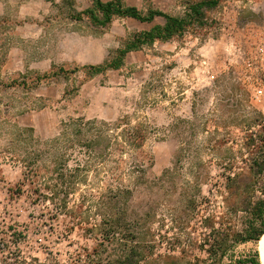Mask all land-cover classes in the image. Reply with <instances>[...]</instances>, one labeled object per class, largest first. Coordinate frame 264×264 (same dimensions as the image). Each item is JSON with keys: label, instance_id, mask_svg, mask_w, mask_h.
<instances>
[{"label": "rangeland", "instance_id": "rangeland-1", "mask_svg": "<svg viewBox=\"0 0 264 264\" xmlns=\"http://www.w3.org/2000/svg\"><path fill=\"white\" fill-rule=\"evenodd\" d=\"M122 1L145 14L184 16L188 2L198 0ZM34 2L22 22L13 15L10 54L6 47L0 55V264H83L78 252L93 241L45 198L61 172L77 183L69 207L86 200L85 225L100 221L98 200L121 181L133 190L131 207L152 209L146 227L164 243L181 233L190 211L183 194L207 180L200 190L211 204L191 222L193 236L201 234V218L222 207L214 182L254 176L249 165L264 151V93H257L264 91V0H221L202 25L144 43L127 52L122 66L103 71L96 67L166 20L115 16L102 24L100 12L96 19L87 13L93 0H58L52 9ZM90 121L108 125L121 141L133 131L143 134L141 152L128 146L122 158L104 162L73 146L80 124ZM137 161L145 171L133 185ZM28 163L38 170L45 196L39 202L30 185L17 188ZM260 241L237 250L260 251Z\"/></svg>", "mask_w": 264, "mask_h": 264}, {"label": "trees", "instance_id": "trees-1", "mask_svg": "<svg viewBox=\"0 0 264 264\" xmlns=\"http://www.w3.org/2000/svg\"><path fill=\"white\" fill-rule=\"evenodd\" d=\"M220 1L188 2V10L184 16H171L155 10L145 14L136 7L126 6L122 0H93L94 8L87 13L96 19L95 10L100 12L104 18L102 24L110 23L115 16L130 17L141 22H153L158 16L166 20L163 26L136 34L134 41L119 51L113 62L99 65L97 70L103 71L108 66L119 68L128 51L140 48L144 43L153 44L157 39L166 41L183 35L190 25H202L206 13L215 9ZM116 126L119 128L118 124ZM80 127L75 132L73 146L80 145L104 162L114 154L122 158L128 152V146L141 152V143L145 139L143 134L133 131L128 133L123 142L110 133L112 129L108 125L107 129L97 128L91 121L80 124ZM253 139V135L247 137L248 142L252 143ZM259 155L260 158L254 159L249 165L254 176L230 175L214 182L222 207L219 212L208 213L201 218L202 232L198 236H193L192 232L196 228L192 227L191 222L197 218L198 209L201 206L208 207L211 201L200 190L207 180L195 182L199 190H192L190 186L182 197L190 211L186 219L182 220L181 233L167 237L165 243L162 236L158 237L150 227H146L154 217L152 209L146 206L135 209L131 207L129 203L133 190L121 181L115 193L111 190L109 195L98 200L96 211L100 221L88 223L90 225H85L87 206L84 197L75 207H69L70 193L77 183L67 180L64 172L58 174L56 181L49 186L52 193L45 197L41 193L38 178L36 179L38 170L34 164L28 163V172L17 184V188L20 193L25 185H30L36 194L34 200L39 202L41 197H49L60 212L74 220L73 225L84 230V236L92 240L93 245L78 252V260L83 264H262L258 249L241 253L237 250L241 245L258 244L264 237V178L257 177L264 175V151ZM137 163L132 168L133 175L137 176L133 185H138L141 174L145 171L141 161ZM205 209L207 210L206 207Z\"/></svg>", "mask_w": 264, "mask_h": 264}, {"label": "crops", "instance_id": "crops-1", "mask_svg": "<svg viewBox=\"0 0 264 264\" xmlns=\"http://www.w3.org/2000/svg\"><path fill=\"white\" fill-rule=\"evenodd\" d=\"M15 1H17L15 3ZM0 0V55L5 54V49L8 47V52L10 54L11 49V30L13 15L17 17V22H22L20 15L22 13L27 14L29 10L35 11L36 2L34 0ZM40 6L52 9L58 0H39ZM103 1V0H102ZM14 3V4H13ZM41 8V7H40ZM41 12V9L38 10ZM17 15V16H16ZM25 19V18H24ZM25 22V21H23Z\"/></svg>", "mask_w": 264, "mask_h": 264}, {"label": "built area", "instance_id": "built-area-1", "mask_svg": "<svg viewBox=\"0 0 264 264\" xmlns=\"http://www.w3.org/2000/svg\"><path fill=\"white\" fill-rule=\"evenodd\" d=\"M260 52L262 53V55H264V43H263L262 47L260 48ZM250 62H251V61H249V60L246 61V63L251 64ZM211 78L213 79L214 76L212 75ZM259 81H260V79H259ZM257 93H258L259 95H261V94L264 93V91H263V89L259 88L258 91H257Z\"/></svg>", "mask_w": 264, "mask_h": 264}, {"label": "bare ground", "instance_id": "bare-ground-1", "mask_svg": "<svg viewBox=\"0 0 264 264\" xmlns=\"http://www.w3.org/2000/svg\"><path fill=\"white\" fill-rule=\"evenodd\" d=\"M260 242H261L260 257L262 264H264V237L261 239Z\"/></svg>", "mask_w": 264, "mask_h": 264}]
</instances>
